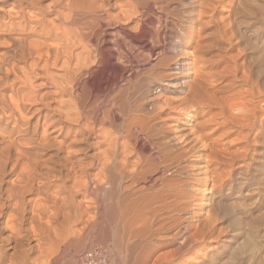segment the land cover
<instances>
[{"label": "bare ground", "instance_id": "6f19581e", "mask_svg": "<svg viewBox=\"0 0 264 264\" xmlns=\"http://www.w3.org/2000/svg\"><path fill=\"white\" fill-rule=\"evenodd\" d=\"M229 1L0 0V264L44 240L82 253L94 231L123 264H246L256 225L225 177L247 147L232 135L257 128L259 80L239 75L236 33L260 79L264 46Z\"/></svg>", "mask_w": 264, "mask_h": 264}, {"label": "rangeland", "instance_id": "374dc122", "mask_svg": "<svg viewBox=\"0 0 264 264\" xmlns=\"http://www.w3.org/2000/svg\"><path fill=\"white\" fill-rule=\"evenodd\" d=\"M260 3V4H259ZM228 4H230L229 5V11H231L232 12V16H231V13H229L228 12V14L230 15H228V19L230 20V18H231V20H233L232 22L231 21H229V22H231L230 24L232 25L233 23H234V26L236 27V29L238 30L239 29V25H241L242 27V30L244 29V27L246 26V27H249V25L250 26H256V27H258L259 28V30H262V32H263V38H262V43L264 44V0H230L229 2H228ZM258 4V5H257ZM232 6V7H231ZM262 7V9H261V7ZM258 8V9H257ZM238 21V22H237ZM243 21H245V22H243ZM237 22V23H236ZM243 22V23H242ZM249 22H251V23H249ZM239 23V25H237ZM241 23V24H240ZM245 23V24H244ZM247 23V24H246ZM236 24V25H235ZM244 24V25H243ZM238 32V31H237ZM249 33V34H248ZM247 33V38H248V36L249 35H251V33L250 32H248ZM238 34V35H237ZM239 35H241V34H239V32L238 33H236V36H237V38L235 39V42L234 43H236L235 45H236V48H238L239 49V51H236V54L238 55L239 54V52H241L242 51V53H240V55H238L239 57H238V61H240L241 62V64H240V62H239V65H241L239 68H240V76L242 75V77H244L243 76V74H246V76H248L250 79V81H251V78L253 77V78H255L254 80H253V78H252V80H253V82L252 83H254V81L256 82V79L258 78V80L259 81H257L256 82V84L254 83V84H252V85H250L251 84V82L250 81H248V83H247V88L248 89H251V90H253L254 88V90H253V94L255 95H253V101H252V103H254V105L256 106L257 105V107H258V110H257V112H256V115L258 116L257 117V119H256V125H257V128H255V130L253 129V130H251V131H246V133L248 132V135H247V137H248V139L247 140H244V142H242V140L240 139V143H238L239 142V139L237 140V137L238 138H240L239 136H237L239 133L238 132H235L234 134L235 135H232L233 137V139H235L234 140V142L233 143H236V144H234V146H237V147H241V145H242V147L243 148H245L246 146V150H245V152H247L246 154H245V152L243 153L242 152V154L243 155H245V157H244V161L243 160H239L235 165H234V167H232V169L231 168H227L226 169V171L227 172H229L230 171V173H229V176L230 177H225L226 178V180H225V186L226 187H229L231 184L232 185H234V186H236V187H244V189H242L243 190V195H241V196H239V197H236V199L234 198V199H232V202L237 206V204H238V206L239 205H241V210H243V211H245V212H249L248 214H249V218H246L245 219V222H251V221H253V223H255V228H254V230L253 229H251L250 231H248V235H249V237H250V239H248L249 237L246 235V239L247 240H245V243H244V241H242V244L244 243V244H246V243H248L247 245H250V246H248L250 249H247L248 247L246 246V245H242L241 244V247L242 248H244V247H247L246 249H242L241 248V250H240V253H242V255L241 254H239L238 256L239 257H241L242 256V260L243 261H240V262H245L246 264H257L258 263V261H260V259H259V257L262 259L263 257H261V255L262 256H264V165H263V169H259V170H257L256 171V169H258V167H256V166H258V164L261 162V163H263L264 164V147L262 146V144L264 145V77H263V79L261 78L260 79V77L257 75V72H255V70H256V64L254 63V62H256V60H255V58H254V51L255 50H253L252 51V49L250 48V46L249 45H247L248 46V48H249V50H247L248 48H247V46L245 45L244 46V43L242 42V40H241V42L243 43V44H241L240 43V39H239ZM250 37V36H249ZM236 40H237V42H236ZM239 43V44H238ZM263 44H261V49L263 48ZM238 45H239V47H238ZM242 46H244L243 48H242ZM237 49V50H238ZM240 49H241V51H240ZM250 49H251V53L249 52L250 51ZM245 50L249 53H247V52H245ZM263 50H264V48H263ZM263 50H261L262 51V54H263V57H264V51ZM244 51V52H243ZM261 51H260V53H261ZM238 52V53H237ZM253 53V54H252ZM252 54V55H251ZM247 56V57H246ZM243 57H244V59H243ZM251 57V58H250ZM249 58H250V60H249ZM253 60V61H252ZM255 60V61H254ZM242 61H243V63H242ZM244 61H245V69H244ZM249 61H250V63H252L251 65H250V63H249ZM253 63L255 64V65H253ZM247 64V65H246ZM251 66V67H250ZM242 67H243V69H242ZM247 67H248V69H249V72H248V69H247ZM245 71V73H244V71ZM250 70H251V72H250ZM249 74H247V73ZM253 72H255V73H253ZM250 73L252 74V75H250ZM255 75V76H254ZM252 76V77H251ZM256 76H258V77H256ZM257 83H258V86H259V88H258V86H256L257 85ZM259 83H261L262 84V89H261V85L259 84ZM253 88H251L250 86ZM255 85V86H254ZM246 88V89H247ZM256 88H258L259 90H257L256 91ZM261 89V90H260ZM263 90V91H262ZM260 91H262L261 93L263 94H258ZM258 94V95H257ZM261 97H260V96ZM259 96V97H258ZM260 98H263V99H260ZM257 99V100H256ZM261 100H263V101H261V103H260V101ZM258 102L259 104H257L256 102ZM259 106H260V109H261V112H260V109H259ZM257 107H256V109H257ZM262 115V116H261ZM263 118V119H262ZM259 121V122H258ZM258 123V124H257ZM259 131H258V130ZM263 130V132H261ZM109 133V132H108ZM111 133V132H110ZM236 133H237V135H236ZM256 134V135H255ZM263 134V135H262ZM240 135V134H239ZM256 136V137H255ZM234 137H236V138H234ZM232 139V140H233ZM253 139V140H252ZM229 140H231V139H229ZM237 140V142H235ZM256 140V141H255ZM254 141H255V143H254ZM259 141V142H258ZM232 143V142H231ZM233 143L232 144H230V145H232L233 146ZM238 143V144H237ZM257 143V144H256ZM261 143V144H260ZM245 144V145H244ZM248 144V145H247ZM241 147V149H243ZM263 147V148H262ZM248 148V149H247ZM244 151V150H243ZM263 151V152H262ZM255 152V153H254ZM261 154H263V155H261ZM246 159V160H245ZM257 159H260V160H257ZM240 162V163H239ZM257 162V163H256ZM243 163V164H242ZM257 164V165H256ZM243 165V166H242ZM245 165V166H244ZM255 165V166H254ZM241 166V167H240ZM256 168V169H255ZM231 169V170H230ZM262 170H263V172H262ZM260 171V172H259ZM256 172V173H255ZM257 172H259V173H257ZM255 173V174H254ZM262 173V174H261ZM256 174H258V176L256 175ZM256 175V177H255V179H257L258 181H260V184L257 186V185H254V184H252V180H253V176H255ZM260 175H261V177H260ZM233 176V177H232ZM259 177V178H258ZM228 178H230V179H228ZM261 179V180H260ZM227 181V182H226ZM234 181V182H233ZM239 182V183H238ZM242 182V184H240ZM239 184V185H237V184ZM247 183H250L251 184V186L250 185H248ZM247 184V185H246ZM228 185V186H227ZM248 186H250V187H248ZM241 187V188H242ZM252 188V189H251ZM255 188H258V191H257V189H255ZM251 189V190H250ZM237 190H239V189H237ZM247 191H248V193H247ZM260 192V193H259ZM260 194V195H259ZM215 195V194H214ZM247 195V196H246ZM215 196H218V195H215ZM85 201H87L86 202V204H87V206H89V207H92V208H95V206L96 207H98V203H97V200L93 197V196H89V197H87L86 198V200ZM238 201V202H237ZM95 203V204H94ZM237 203V204H236ZM97 204V205H96ZM41 206V205H40ZM39 206V209L40 210H43V205L40 207ZM243 207V208H242ZM97 218V221L99 222V218L98 217H96ZM252 219V220H251ZM97 221H96V219H95V217H94V219L92 220V223L94 222H96L97 223ZM95 232V231H94ZM94 232H91L90 234V236H86L85 235V237H84V247L81 249L82 250V253L84 252V251H86V249L88 250L91 246H94V245H98L99 247H103V252L108 256V258H110L109 260H110V263L109 264H117V262L116 261H118V264L119 263H122L123 261V259H122V256H123V258H124V256L125 255H128L129 253H126V254H124V253H122V252H120L119 251V253L122 255H117V253H118V249L114 246V243H112V244H110L109 243V246H107V244L104 242V244H106V245H104V244H102V242L103 241H100V239H101V235H100V232L99 233H97V231L94 233ZM97 234H99V235H97ZM226 234H227V232H226ZM87 235H89V234H87ZM251 235V236H250ZM100 238H99V237ZM42 238V237H41ZM92 238H94V240H92ZM95 238L97 239V240H95ZM244 238V239H245ZM243 239V240H244ZM88 242H87V241ZM91 240V242H89ZM100 241V243H99V241ZM249 240V241H248ZM95 241H97L96 243H95ZM240 241V242H241ZM248 241V242H247ZM250 241H252V243H250ZM48 242V241H47ZM86 242V243H85ZM89 243V244H88ZM250 243V244H249ZM39 244V243H38ZM87 244V245H86ZM90 245V246H89ZM40 246H42V247H40L39 248V250H40V252L38 251L35 255H33V256H31V259L29 258V260H27V261H25L23 264H79V257H80V255L82 254L81 252H79L78 254L77 253H75L76 252V248H74V247H72V248H66L64 245H57V246H55V247H53V248H50V246L49 245H46V241L44 240V242L43 241H41L40 242ZM63 246V247H62ZM87 246V248H85ZM89 246V247H88ZM244 246V247H243ZM105 247V248H104ZM85 248V249H84ZM110 248V249H109ZM113 248V249H112ZM117 250H116V249ZM105 249V250H104ZM253 249V250H252ZM74 250H75V252H74ZM80 250V251H81ZM109 250V251H108ZM117 252H116V251ZM243 250V251H242ZM246 252H245V251ZM123 251V250H122ZM250 253H248V252ZM253 252L252 254H251V252ZM125 252V251H124ZM258 252V253H257ZM114 253H115V255H114ZM118 253V254H119ZM231 252H229L227 255H226V253H220L219 255H218V257H216L215 258V260L212 262L213 264H219V263H217V262H221L222 261V259H223V261H222V263H220V264H231V260L230 259H232L231 257H233V255H234V257H235V253L234 252H232L231 254H230ZM234 253V254H233ZM244 253L246 254V255H244ZM124 254V255H123ZM150 255V260L149 261H152V262H150V264H153V262L155 261V259H156V256H155V254H149ZM153 255V256H152ZM223 255V256H222ZM247 255H248V257H247ZM254 255H255V257H254ZM119 256V257H118ZM245 256H246V258H245ZM253 256V257H252ZM226 257V258H225ZM230 257V258H229ZM233 257V258H234ZM238 257V258H239ZM249 257H250V259H249ZM112 258V259H111ZM113 258H114V260H113ZM119 258V259H118ZM227 258L229 259V262H228V260H227ZM248 258V259H247ZM253 258V259H252ZM258 258V259H257ZM37 259H38V262H37ZM117 259V260H116ZM219 259V260H218ZM256 259H257V262H254V260L256 261ZM227 260V261H226ZM246 260V261H245ZM250 262H249V261ZM30 261H33V262H30ZM215 261H216V263H215ZM226 262V263H225ZM123 264V263H122ZM125 264V263H124ZM129 264H135V262H132V263H129ZM244 264V263H243Z\"/></svg>", "mask_w": 264, "mask_h": 264}, {"label": "built area", "instance_id": "2783aa9c", "mask_svg": "<svg viewBox=\"0 0 264 264\" xmlns=\"http://www.w3.org/2000/svg\"><path fill=\"white\" fill-rule=\"evenodd\" d=\"M104 259V252L99 247H95L84 253L80 264H105Z\"/></svg>", "mask_w": 264, "mask_h": 264}]
</instances>
